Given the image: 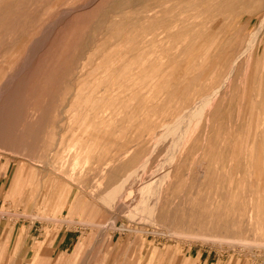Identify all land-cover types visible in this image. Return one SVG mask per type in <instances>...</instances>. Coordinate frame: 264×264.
I'll return each mask as SVG.
<instances>
[{"label":"rangeland","instance_id":"obj_1","mask_svg":"<svg viewBox=\"0 0 264 264\" xmlns=\"http://www.w3.org/2000/svg\"><path fill=\"white\" fill-rule=\"evenodd\" d=\"M0 264H264V0H0Z\"/></svg>","mask_w":264,"mask_h":264},{"label":"crops","instance_id":"obj_2","mask_svg":"<svg viewBox=\"0 0 264 264\" xmlns=\"http://www.w3.org/2000/svg\"><path fill=\"white\" fill-rule=\"evenodd\" d=\"M11 237V236H10ZM23 239H21V240H18V242H17V247H22V246H24V241H22ZM68 243H69V239H66V240H64L60 245H59V247H61L62 245H63V249L64 250H67L66 248H67V245H68ZM18 251V250H17ZM39 255V252L36 254V257H35V260L38 258L37 256ZM34 260V261H35Z\"/></svg>","mask_w":264,"mask_h":264}]
</instances>
